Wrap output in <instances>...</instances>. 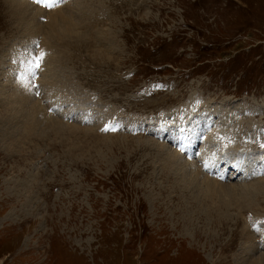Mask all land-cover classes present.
I'll use <instances>...</instances> for the list:
<instances>
[{
	"label": "rangeland",
	"instance_id": "1",
	"mask_svg": "<svg viewBox=\"0 0 264 264\" xmlns=\"http://www.w3.org/2000/svg\"><path fill=\"white\" fill-rule=\"evenodd\" d=\"M22 1L47 14L25 38L0 0V83L37 76L25 108L49 135H7L0 107V264H257L264 196L226 214L181 199L183 172L164 164L174 155L194 185L264 181V0ZM60 10L77 11L81 39H49L48 54Z\"/></svg>",
	"mask_w": 264,
	"mask_h": 264
},
{
	"label": "bare ground",
	"instance_id": "2",
	"mask_svg": "<svg viewBox=\"0 0 264 264\" xmlns=\"http://www.w3.org/2000/svg\"><path fill=\"white\" fill-rule=\"evenodd\" d=\"M46 1V0H45ZM51 1H54L55 3L57 2V0H48L46 1L45 3L46 4H49V3H54V2H51ZM72 1V0H71ZM70 1V2H71ZM3 2H5L7 8H8V11L10 13V17L12 18L11 20L13 22H18V25L20 27H23V37H27L28 38L32 35V30L31 28V20L29 21L30 24H28V18L31 17L32 20H34L35 18L38 19L40 18L41 15H44V14H47L44 11H41V10H38L36 7H33L28 5L27 3H23L20 2V0H3ZM34 2V0H33ZM65 2V0H64ZM90 2V1H89ZM36 3V2H35ZM37 5V4H35ZM92 5V4H91ZM42 8V6H41ZM49 8V7H48ZM62 10V9H61ZM58 12L57 14L55 15H48L49 18H50V24H49V27H48V34H47V37H46V42L45 43V47H47L45 50L46 53H50L51 52V47H49V39L51 40H62L63 42H67V41H71V40H79L81 34L77 32V29L75 27V18H74V14H76V12H72L71 14L67 15L64 11H61ZM67 10V9H66ZM68 10H71V9H68ZM59 11V10H58ZM75 11V10H74ZM47 12H49L47 10ZM50 13V12H49ZM31 15V16H30ZM52 15V16H51ZM51 16V17H50ZM49 21V20H48ZM27 25V27H25ZM34 24V23H33ZM16 25V26H18ZM38 26V25H37ZM20 31V30H19ZM110 32V31H109ZM41 33V32H40ZM34 34V33H33ZM110 34V33H109ZM109 34H107V36H105L107 38L106 41H111V38H109ZM21 35V34H20ZM42 35V34H41ZM40 35V37H41ZM44 35V34H43ZM32 37H36V36H32ZM31 37V38H32ZM81 39V38H80ZM32 42H34V39H31ZM56 41V42H57ZM83 42V41H82ZM59 45V44H58ZM63 45V44H61ZM56 46V45H55ZM36 54V53H35ZM46 57V56H45ZM31 59V58H30ZM34 59V58H33ZM32 59V60H33ZM36 59V58H35ZM39 59V58H38ZM41 60V59H40ZM43 61V60H42ZM41 61V62H42ZM12 62H15V63H18L16 66L20 67L18 70H23V69H27L29 70V61L25 60L24 57L21 58V59H16V60H12ZM52 61L50 62H46L45 63L47 65H44V66H50L52 67ZM33 63H36V62H33ZM40 64V63H39ZM43 64V63H41ZM40 64V65H41ZM31 65V64H30ZM42 66V65H41ZM40 66V72H43L42 70H44V73H46L45 69H43V66L41 67ZM32 67V66H31ZM33 71H38L37 68H31ZM49 69V68H48ZM53 69V67H52ZM12 70V69H11ZM10 70V71H11ZM17 70V71H18ZM51 70V69H50ZM25 71V70H24ZM27 72V71H26ZM16 73V72H15ZM29 73V72H28ZM26 74V73H24ZM52 74V73H51ZM59 74V73H58ZM27 75V74H26ZM32 75V74H31ZM37 75V74H36ZM35 76V75H34ZM53 76V75H52ZM14 77V76H13ZM13 77H12V83H11V86L12 88H14L13 92L12 93H8L7 92V89L3 87V85L1 86V83H0V107H2V114L1 116L3 117L1 119V123L3 124L4 127H1L4 129V133L7 134L6 132V128L8 127H11V128H15L16 129V132L17 131H21V135L26 139L27 142L32 143L30 141V137H29V133L31 134H34L36 133L37 134V137L39 138H46L49 134L47 132V130L37 123V121L34 119V118H38V121L39 122H42L43 124L46 125V122L44 120L45 116H41V119L37 116L38 114H40L39 112L41 111V108L38 107V105H35V108L32 107V111L30 112V108H25L26 105L28 104V101L30 99V97H32L30 94H32V91L31 89L35 86L34 85V79H36L37 76H35L34 78H32V76L28 77V78H25L24 81H20L17 80V82L13 81ZM22 77V76H21ZM56 77V76H55ZM18 78V77H17ZM51 78V76H50ZM74 79V78H73ZM21 82V83H20ZM42 81H38L36 80V83L37 85L36 86H39L40 88H43L45 87L43 84H41ZM49 82V81H48ZM44 83V81H43ZM46 83V82H45ZM50 83V82H49ZM53 83V86L57 87V84L58 82L57 81H53L51 82ZM19 84L23 87H20ZM47 84V83H46ZM47 86V85H46ZM52 86V89H51V92L50 91H45L47 92V96L45 97L46 99H56L57 97H60L58 95V92H57V88H53ZM49 87V86H48ZM24 88V90H23ZM39 88V89H40ZM48 89V88H47ZM65 90V89H64ZM36 91V90H35ZM18 92V94H17ZM48 101V100H47ZM50 101V100H49ZM61 101V100H60ZM54 102V101H53ZM52 102V103H53ZM34 103V102H33ZM39 104H41L39 102ZM29 105V104H28ZM27 105V107H28ZM43 105V104H42ZM40 105V106H42ZM53 105V104H52ZM56 105V104H55ZM68 115V114H67ZM78 116V115H77ZM42 120V121H41ZM207 124V123H206ZM47 126V125H46ZM48 128V127H47ZM54 128L56 129L55 133H58V134H61L60 131H61V127L55 125ZM241 128V127H240ZM65 129V128H64ZM66 131V130H65ZM14 130H12L10 134V136L12 137L13 134H14ZM67 132V131H66ZM52 133V132H51ZM162 134H164L162 132ZM8 135V134H7ZM19 137V136H18ZM207 140H203V146H208L210 145L211 143L214 144L213 141H211V138L210 136H208V133H207ZM38 138V139H39ZM182 141H184V143L186 145H188V147H191V144L189 143V141L187 139H184V135H182ZM26 142V144H28ZM193 143L196 142V137L193 138L192 140ZM208 142V143H207ZM254 142V141H253ZM258 144V143H257ZM240 146V145H239ZM251 146V145H250ZM185 147V146H184ZM203 147V148H205ZM258 147V146H256ZM227 151V150H226ZM229 151V150H228ZM231 151V150H230ZM234 152V151H233ZM260 153V152H259ZM167 154V153H165ZM165 154L163 153L162 156H165ZM181 154V153H179ZM211 155H209V157H206V159L204 158L205 160V166L208 165V168L207 169V172L209 169H212V165L214 166V162L212 161V158H211ZM214 155V154H213ZM246 155V154H245ZM262 155V154H261ZM215 156V155H214ZM168 162H170L171 164L172 163H175L176 164V158L174 155H169L168 156ZM261 157V156H260ZM241 158V157H240ZM238 159V158H237ZM207 160V162H206ZM245 160V159H244ZM168 162L167 164H164L166 166V168H174L176 169V171H182L183 173V180H179V184H178V187H179V190L182 192L180 194V198L181 199H186V200H196V198L198 197H204L205 199V205L206 206H209V205H217L216 203V200L218 199H221V203H220V206L219 208L220 209H223L225 208L227 210L226 214L228 213V210L230 207H232V205H236V208L238 209H243L244 208V202H247L248 205H252V203L255 202L256 198H258L257 194H261L264 196V181L262 182H253L247 186H238V187H235V186H224L222 185L221 183H219L218 180L216 179H211V178H208L206 179L205 183H201V185H194V181L197 180L195 179L192 175L189 176L188 173L189 171H187L186 169L182 168L181 165H177V166H171L169 167L168 165ZM241 163H244L243 160L241 159V161L238 163L237 165V169L238 170H241L240 171V174H243L245 172H243L245 170L244 167H241ZM231 164V163H230ZM245 164V163H244ZM194 165V164H193ZM234 165V164H233ZM233 165H230V167H232ZM204 166V167H205ZM254 166V165H253ZM260 166V165H259ZM196 166H194V169L198 170L197 168H195ZM206 168V167H205ZM254 168V167H253ZM263 168L262 170H264V167H261ZM258 169V167H257ZM260 170V167L258 169V171ZM261 170V171H262ZM199 171V170H198ZM201 172V171H200ZM187 174V175H186ZM192 174V173H191ZM194 174V172H193ZM197 174V173H196ZM201 174V173H200ZM209 177V174L206 173ZM239 174V175H240ZM249 175H251L250 173H248ZM181 175V174H180ZM212 175V174H211ZM225 176V174H223ZM204 176V175H203ZM202 176V177H203ZM233 176V175H232ZM238 176V175H237ZM247 175H245V178H241L239 180H245L247 179L248 177H246ZM217 178V177H216ZM235 178V177H233ZM220 179V177H219ZM232 179V178H231ZM199 180V179H198ZM195 187V188H194ZM189 195H188V194ZM262 198V197H261ZM257 201V200H256ZM200 206H203V205H200ZM237 210V209H236ZM197 211L200 212V209L197 208ZM241 211V210H238V212ZM217 214H220L221 213V210H217L216 211ZM263 233V232H262ZM249 239V238H248ZM247 240V239H246ZM251 243V242H250ZM248 245V244H247ZM250 246H248L249 248ZM254 247V246H253ZM253 249V248H252ZM256 250V249H255ZM257 251V250H256ZM257 264H264V256H261L259 258H256L254 259Z\"/></svg>",
	"mask_w": 264,
	"mask_h": 264
},
{
	"label": "snow or ice",
	"instance_id": "3",
	"mask_svg": "<svg viewBox=\"0 0 264 264\" xmlns=\"http://www.w3.org/2000/svg\"><path fill=\"white\" fill-rule=\"evenodd\" d=\"M37 2H40V0H37ZM46 6H47V7H53L54 4H53V3H49V4H46ZM35 67H36V68H39V67H40L39 62H36ZM262 147H264V145H262Z\"/></svg>",
	"mask_w": 264,
	"mask_h": 264
}]
</instances>
